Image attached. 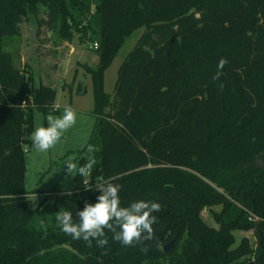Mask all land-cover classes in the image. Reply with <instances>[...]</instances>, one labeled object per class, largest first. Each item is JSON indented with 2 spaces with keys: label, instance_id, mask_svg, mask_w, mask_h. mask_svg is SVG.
Here are the masks:
<instances>
[{
  "label": "trees",
  "instance_id": "obj_1",
  "mask_svg": "<svg viewBox=\"0 0 264 264\" xmlns=\"http://www.w3.org/2000/svg\"><path fill=\"white\" fill-rule=\"evenodd\" d=\"M42 13L40 26L60 40L97 45L98 63L83 65L95 126L78 167L96 164L30 209L23 144L36 112L59 113L57 90L35 88L4 47ZM141 29L111 97L105 73ZM85 180L119 184L123 207L158 202L156 239L125 247L105 230L101 248L62 232L56 212L78 223L102 194ZM216 206L218 230L201 218ZM235 231H253L255 248L243 240L233 249ZM0 264H264V0H0Z\"/></svg>",
  "mask_w": 264,
  "mask_h": 264
},
{
  "label": "rangeland",
  "instance_id": "obj_2",
  "mask_svg": "<svg viewBox=\"0 0 264 264\" xmlns=\"http://www.w3.org/2000/svg\"><path fill=\"white\" fill-rule=\"evenodd\" d=\"M44 19L45 13L37 19H25L19 25V35L6 40L4 50L14 56L18 68L32 72L35 88L47 85L57 90L55 107L59 109V113L53 116H61L66 107H71L76 113V123L47 152L37 151L32 146V141L23 144L26 153L24 181L30 209H35L42 201L52 203L57 195L71 191L76 176L67 175L64 162L72 160L78 166L95 126L91 78L83 69V65L93 67L98 63V57L93 52L94 45L79 35H75L72 42L60 40L56 34L40 26L39 21ZM143 32L141 29L127 40L105 73V92L111 97L114 96L118 71ZM79 84L86 91L83 95H77ZM47 116L35 113L34 130L48 126ZM86 155L84 153L83 156ZM221 211L222 206L206 208L201 213V218L209 227L218 230L219 224L214 215ZM233 236V249H237L243 240L248 241L251 249L255 248L253 231H235Z\"/></svg>",
  "mask_w": 264,
  "mask_h": 264
},
{
  "label": "clouds",
  "instance_id": "obj_3",
  "mask_svg": "<svg viewBox=\"0 0 264 264\" xmlns=\"http://www.w3.org/2000/svg\"><path fill=\"white\" fill-rule=\"evenodd\" d=\"M226 63V60L221 59L218 68L222 69ZM218 77L219 72L214 79ZM47 121L48 126L35 129L31 135L32 146L40 152L52 149L63 133L75 125L76 113L71 107H66L61 116L49 114ZM95 164V158H90L79 167L72 160L64 162L67 175L82 177L90 176ZM85 184V190L99 191L102 194L97 196V202L94 204L85 202L83 210L76 213L79 217L78 223L74 222L71 211L56 212V223L62 232L74 240L82 239L89 247L95 240L97 246L101 248L109 243L105 230L113 234V241L125 247H133L156 239L153 225L157 222V217L153 213L161 211V205L158 202L140 200L123 207L119 197L121 190L119 184L106 180H99L94 188L90 186L88 180H85ZM143 251L147 252V248Z\"/></svg>",
  "mask_w": 264,
  "mask_h": 264
},
{
  "label": "water",
  "instance_id": "obj_4",
  "mask_svg": "<svg viewBox=\"0 0 264 264\" xmlns=\"http://www.w3.org/2000/svg\"><path fill=\"white\" fill-rule=\"evenodd\" d=\"M172 244L170 243L169 245H167L165 248H164V251L167 252L170 248H171Z\"/></svg>",
  "mask_w": 264,
  "mask_h": 264
},
{
  "label": "built area",
  "instance_id": "obj_5",
  "mask_svg": "<svg viewBox=\"0 0 264 264\" xmlns=\"http://www.w3.org/2000/svg\"><path fill=\"white\" fill-rule=\"evenodd\" d=\"M94 48L96 49L97 48V45H94ZM96 185V184H95ZM95 185L94 186H92L93 188L95 187ZM249 220H253V218H250ZM254 220H257V219H254Z\"/></svg>",
  "mask_w": 264,
  "mask_h": 264
}]
</instances>
